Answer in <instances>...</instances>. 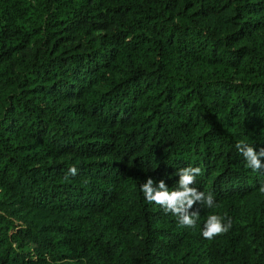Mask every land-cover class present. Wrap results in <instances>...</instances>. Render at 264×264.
<instances>
[{"label": "trees", "instance_id": "16d2710c", "mask_svg": "<svg viewBox=\"0 0 264 264\" xmlns=\"http://www.w3.org/2000/svg\"><path fill=\"white\" fill-rule=\"evenodd\" d=\"M239 141L264 148V0H0V264H264ZM187 166L194 228L140 191Z\"/></svg>", "mask_w": 264, "mask_h": 264}, {"label": "clouds", "instance_id": "9594fccd", "mask_svg": "<svg viewBox=\"0 0 264 264\" xmlns=\"http://www.w3.org/2000/svg\"><path fill=\"white\" fill-rule=\"evenodd\" d=\"M239 154L246 161V167L254 172L264 169V148L256 150L252 145L239 141L235 144ZM71 175L77 174V168L69 169ZM202 174L200 167L187 166L179 168L176 175L179 177L174 189L169 188L164 178L158 183L149 177L140 185V191L149 204H156L163 209L164 213H171L181 227L194 228L200 218L199 209L192 210L197 203L205 208H214L216 201L213 193L204 192L194 187L197 176ZM264 191V188L261 189ZM232 227L231 218L218 214L207 216L203 225L202 236L212 240L219 235L227 233Z\"/></svg>", "mask_w": 264, "mask_h": 264}]
</instances>
